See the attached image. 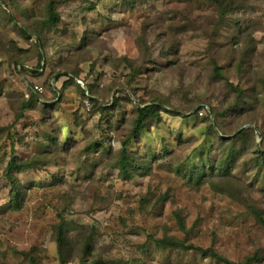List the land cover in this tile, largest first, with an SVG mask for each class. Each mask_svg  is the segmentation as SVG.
<instances>
[{
	"label": "rangeland",
	"instance_id": "obj_1",
	"mask_svg": "<svg viewBox=\"0 0 264 264\" xmlns=\"http://www.w3.org/2000/svg\"><path fill=\"white\" fill-rule=\"evenodd\" d=\"M50 2L58 19L47 26ZM68 69L97 91L92 112L75 86L60 95L55 76ZM31 93L33 109L16 118ZM140 105L160 109L134 138ZM51 137L59 154L21 176L20 210L0 180V264H29L26 252L63 264L61 220L64 264H225L199 250L264 264V0L0 1V168ZM163 237L193 248H160Z\"/></svg>",
	"mask_w": 264,
	"mask_h": 264
},
{
	"label": "trees",
	"instance_id": "obj_2",
	"mask_svg": "<svg viewBox=\"0 0 264 264\" xmlns=\"http://www.w3.org/2000/svg\"><path fill=\"white\" fill-rule=\"evenodd\" d=\"M0 1H6V0H0ZM9 1V0H8ZM11 18V17H10ZM58 19V14L56 12V10L54 9V5L50 2L47 4V20L44 23L47 26H51L52 24L56 23ZM39 57V56H38ZM21 61H17L15 62V64L20 63ZM22 63V62H21ZM38 69L37 70H31L30 73H34L36 76L40 75L38 73L39 70V66H37ZM68 67V66H66ZM41 68V67H40ZM13 70H16V67H13ZM69 71L64 70L62 73L57 72L56 76H55V81H59L60 79L63 78L61 84H60V90L59 93L61 96H63L64 94V90L70 86H75L78 90L80 95H82L84 97L85 100H88L89 104L91 105V112L93 111V103L92 102H96L93 99V96L96 94L97 91L94 90V86L85 81L86 87H87V91L83 90V88L77 84L74 79H77L79 77L78 72H76L75 70H71L68 69ZM81 81V80H80ZM48 83H46L45 89L48 90V92L50 93V99L54 100L57 97V94L52 92L51 90H49V87H47ZM33 93L30 94L29 99L24 102L23 104H21L20 108H19V114L16 115V118H20L23 116L24 112L26 110H31L33 109L37 98L32 95ZM60 96V99H61ZM59 99V100H60ZM58 100V101H59ZM57 101V102H58ZM116 102V99H114V103ZM203 106H207L206 104H204ZM43 107H47L48 106H44ZM90 109H89V114H90ZM107 108L105 107L104 110H106ZM160 108L157 106H152V105H145V106H137L135 113L136 116L133 120V122L131 123V135L135 138L138 137L139 134L142 132V130L146 127V123L148 121V117L149 116H155L156 110H159ZM196 113L198 114V111H196ZM1 130H3L4 132L7 131L6 134V139L8 140H4L5 142L9 141L10 144H16L17 141H20V136H18L17 134H15V132L10 129H8L7 127H1ZM245 131V130H243ZM241 131L240 135L243 138L248 131L243 132ZM128 144H129V140H124L122 142V147L120 150V160L119 162L121 163V168L123 170L122 173H127V166H128V160L130 158V154L128 151ZM41 146H42V152H39L35 155H32L29 158L26 159H22L17 157L16 155H14V153H11L9 155V158L4 161L2 163L3 167L0 168V180H3L9 187L8 189V194H9V200H8V207L11 210L17 211L20 210L23 207V204L25 202V197H26V186L28 184L24 183L21 179V176L24 174H28V173H40L43 171H47V166L52 163V161L54 160V155L55 154H59V138H48L47 140L41 142ZM258 153V152H257ZM264 153V152H263ZM260 153L262 156L261 158H259L260 161H262V163H264V154ZM195 178V176H194ZM201 182L200 180V176L198 178L195 179V183L199 184ZM257 218L263 222V220L261 219V217L256 214ZM178 221H179V225L182 226L181 223V218L178 216ZM55 231H54V236H55V241L57 244V249H58V253H59V260L64 264V262L67 261V252L65 253V250L67 248V245L69 244L68 242V238H67V227H66V223L61 220V222L57 225H55L54 227ZM156 243L158 245V247L160 248H180L183 250H189L192 249V246H187L184 244L183 241H180L174 237H163L161 239L156 240ZM196 249V248H195ZM82 250L83 252L81 253L80 256V261L83 262L85 260V257L88 256L90 250H91V241L90 238H87L82 246ZM199 250V248H198ZM68 251V250H67ZM202 253H207V252H211L210 255L208 256H212L214 258H216L217 260H220L221 262L225 263V264H233L231 262H229L228 260H226L223 257L218 256L217 254H215L214 252H212L211 250H199ZM83 254V255H82ZM25 261H28L29 264H38V256L36 255V253H31V252H26L25 253ZM90 264H103V261L101 260V258L95 259L93 261H91ZM247 264H253L251 263V259L248 260Z\"/></svg>",
	"mask_w": 264,
	"mask_h": 264
},
{
	"label": "built area",
	"instance_id": "obj_3",
	"mask_svg": "<svg viewBox=\"0 0 264 264\" xmlns=\"http://www.w3.org/2000/svg\"><path fill=\"white\" fill-rule=\"evenodd\" d=\"M77 83H78V84H82V83L80 82V80H77ZM34 89H35L36 92H43V88H42V86L35 85V86H34ZM204 107H205V108H204ZM203 109H204V110L207 109V106H203V108L199 109V115H202V114H203V112H202ZM204 110H203V111H204Z\"/></svg>",
	"mask_w": 264,
	"mask_h": 264
}]
</instances>
